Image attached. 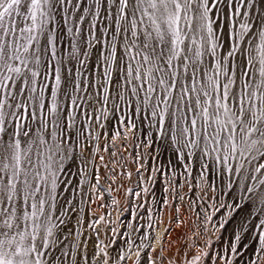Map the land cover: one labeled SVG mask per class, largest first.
Here are the masks:
<instances>
[{"label":"snow or ice","instance_id":"6c2138e0","mask_svg":"<svg viewBox=\"0 0 264 264\" xmlns=\"http://www.w3.org/2000/svg\"><path fill=\"white\" fill-rule=\"evenodd\" d=\"M0 264H264V0H0Z\"/></svg>","mask_w":264,"mask_h":264},{"label":"rangeland","instance_id":"374dc122","mask_svg":"<svg viewBox=\"0 0 264 264\" xmlns=\"http://www.w3.org/2000/svg\"><path fill=\"white\" fill-rule=\"evenodd\" d=\"M161 195V191H160V188H159V185H157V196H160ZM131 199L135 200L136 198L133 196L131 197ZM146 206H151V203L149 201V203L146 205ZM94 207V206H93ZM160 209H157V208H153V215H154V218H155V214L157 211H159ZM108 211H112V209H108ZM140 211L143 213V209H140ZM98 214H105L104 212V209H99V212ZM145 215V220H141L139 223L140 224H146V213H143ZM125 216H127V214L125 213L124 214ZM116 218V212H112V217L111 219H115ZM135 223V222H134ZM123 230V229H122ZM111 235V232H107V234H105L104 231L101 232V238L105 240V242L107 243V237Z\"/></svg>","mask_w":264,"mask_h":264},{"label":"bare ground","instance_id":"6f19581e","mask_svg":"<svg viewBox=\"0 0 264 264\" xmlns=\"http://www.w3.org/2000/svg\"><path fill=\"white\" fill-rule=\"evenodd\" d=\"M95 207V205H94ZM165 221L167 220V213L164 215ZM163 225H161L157 230H162ZM173 228L175 229V225H173ZM182 231V229H175L172 233V239H175V237Z\"/></svg>","mask_w":264,"mask_h":264}]
</instances>
